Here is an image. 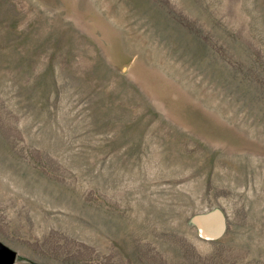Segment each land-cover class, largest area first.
Segmentation results:
<instances>
[{
	"label": "rangeland",
	"instance_id": "obj_1",
	"mask_svg": "<svg viewBox=\"0 0 264 264\" xmlns=\"http://www.w3.org/2000/svg\"><path fill=\"white\" fill-rule=\"evenodd\" d=\"M0 240L264 264V0H0Z\"/></svg>",
	"mask_w": 264,
	"mask_h": 264
},
{
	"label": "water",
	"instance_id": "obj_2",
	"mask_svg": "<svg viewBox=\"0 0 264 264\" xmlns=\"http://www.w3.org/2000/svg\"><path fill=\"white\" fill-rule=\"evenodd\" d=\"M209 214L208 224L211 226H207L204 222V224L199 223V228H206L214 236V229L223 226L224 219L220 211L214 210L209 212ZM16 258L17 252L0 240V264H15Z\"/></svg>",
	"mask_w": 264,
	"mask_h": 264
},
{
	"label": "crops",
	"instance_id": "obj_3",
	"mask_svg": "<svg viewBox=\"0 0 264 264\" xmlns=\"http://www.w3.org/2000/svg\"><path fill=\"white\" fill-rule=\"evenodd\" d=\"M209 217H210L209 212L202 214L199 216L198 221L201 224H204V222H205V224H207V226H211L208 224ZM224 226L225 225L223 224V226H221L220 228L214 229V231H213V233L215 234L214 236L219 235L224 230Z\"/></svg>",
	"mask_w": 264,
	"mask_h": 264
},
{
	"label": "bare ground",
	"instance_id": "obj_4",
	"mask_svg": "<svg viewBox=\"0 0 264 264\" xmlns=\"http://www.w3.org/2000/svg\"><path fill=\"white\" fill-rule=\"evenodd\" d=\"M202 230L204 231V233H206V229L205 228H202ZM201 233H203V232H201ZM208 234V233H207ZM202 236V235H201ZM209 236V235H208ZM202 237H204V236H202ZM204 238H210V237H204Z\"/></svg>",
	"mask_w": 264,
	"mask_h": 264
}]
</instances>
